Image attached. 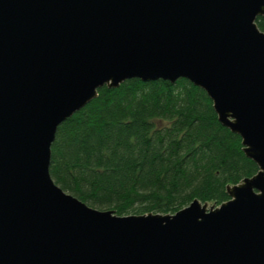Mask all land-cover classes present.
I'll list each match as a JSON object with an SVG mask.
<instances>
[{"label":"water","instance_id":"obj_1","mask_svg":"<svg viewBox=\"0 0 264 264\" xmlns=\"http://www.w3.org/2000/svg\"><path fill=\"white\" fill-rule=\"evenodd\" d=\"M264 0H0V264H264ZM183 77L257 170L172 213L116 214L49 174L57 125L127 78Z\"/></svg>","mask_w":264,"mask_h":264},{"label":"trees","instance_id":"obj_2","mask_svg":"<svg viewBox=\"0 0 264 264\" xmlns=\"http://www.w3.org/2000/svg\"><path fill=\"white\" fill-rule=\"evenodd\" d=\"M255 22L264 30V15ZM256 170L204 90L183 77L98 87L57 125L48 165L62 189L116 214L218 204L226 184Z\"/></svg>","mask_w":264,"mask_h":264}]
</instances>
